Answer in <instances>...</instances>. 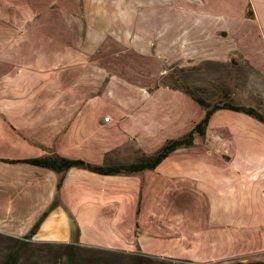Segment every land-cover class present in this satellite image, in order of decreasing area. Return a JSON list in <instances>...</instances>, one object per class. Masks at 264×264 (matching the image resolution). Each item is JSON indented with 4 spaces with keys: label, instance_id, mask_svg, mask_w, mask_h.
<instances>
[{
    "label": "crops",
    "instance_id": "0c3cea01",
    "mask_svg": "<svg viewBox=\"0 0 264 264\" xmlns=\"http://www.w3.org/2000/svg\"><path fill=\"white\" fill-rule=\"evenodd\" d=\"M9 1L14 7L0 10V216L13 228L2 234L24 237L47 211L34 242L71 243V216L82 247L175 263L179 251L192 264L264 253L248 251L264 242V125L242 113L216 111L202 143L196 138L153 170L101 176L71 168L58 189L59 174L7 162L58 155L113 165L136 152L154 154L198 121L189 96L160 84V63H197L168 60L163 49L203 38L227 42L229 29L215 25L166 42L171 25L164 19L147 37L144 24L136 27L137 10L156 8L152 15L163 17L158 9L170 0ZM245 18L261 26L250 2ZM129 55L137 63L123 60ZM225 55L208 50L202 58L243 61L264 74L236 51ZM195 147L203 152L193 158Z\"/></svg>",
    "mask_w": 264,
    "mask_h": 264
},
{
    "label": "rangeland",
    "instance_id": "374dc122",
    "mask_svg": "<svg viewBox=\"0 0 264 264\" xmlns=\"http://www.w3.org/2000/svg\"><path fill=\"white\" fill-rule=\"evenodd\" d=\"M249 2L259 16L261 26L251 23L245 18L246 6ZM169 3L170 5H165L158 9L164 12L163 17L157 16L156 14L152 15L154 11L156 12V8H139L137 10L138 18L136 27L138 25L137 22L144 24L146 36L152 38L155 34V30L162 26L163 20L166 19V23L171 25V29L167 30V36L163 39L166 40V42H169L172 37H177L179 35L190 37L192 34L193 37L197 35L200 37L199 34L203 30L210 29L215 25L229 29L231 31V36L227 42L220 41L217 43L213 40L207 41L203 38L187 46H182L180 42H175L164 48L163 50L168 60H179L183 56H186L194 60L193 62L197 64L189 62V64L176 63L165 65V63H160L162 67L160 84L180 91H182V88H188L192 90L196 96L202 97L210 104H220L229 101L234 105L251 107L264 116V74L253 70L252 67L243 61L232 59L228 62H213L206 61V59L202 58L208 55V50L212 52L216 51L219 55H224V57H226L225 53L236 51V55H243L252 65L258 67L262 66L264 68L263 37L262 35L260 37L258 36L262 34L261 29L264 31V0H196L191 2V4L186 3L184 0H170ZM0 4L2 15L8 13L10 7H14L13 4H10L9 0H0ZM11 10L15 9L11 8ZM250 11L249 15L251 14ZM195 16L198 17L197 23H199L200 26L199 28L195 26L193 30V27H189L191 21L193 23V17ZM145 19L147 24L142 23ZM186 32L189 34L185 35ZM123 60H129L132 64L137 63L136 57L130 55L128 59L123 57ZM190 114L194 121L197 119L199 121L202 118L203 110L195 102H192ZM255 121L258 125L262 124L257 120ZM226 122H228V120H226ZM196 138L198 139V143L204 141V137L195 136L194 143ZM133 149L132 147H127L130 153ZM21 152L22 153H18V155L23 156L24 154H28V156H35L27 152L24 153V151ZM201 152L203 151L199 150L197 147L189 150L193 158H196L197 154L200 155ZM135 154L136 157H132L126 161V164L135 162L142 157V155H146L141 152H136ZM4 218L5 216H0L2 223L6 222L4 224L5 226H0L3 232L8 230V227L13 228V224L9 225L10 221L8 218ZM27 233L28 232L25 234ZM66 245L65 243L34 242L31 239L25 240L23 237L17 239L6 236V234L4 235L0 232V264H4L8 260L11 262L13 261V264L193 263L191 260L188 261V259H186L191 258L190 254L186 255L184 253H179V251L174 253V257L179 258L180 262L175 263L159 258L143 257L136 253L108 252L100 249L82 247L79 244H75L73 248H66ZM248 251H256V253L259 251L264 252V242H259L257 247H251ZM194 259L196 260V258ZM225 264H264V253L258 255L255 260L251 257V260L243 261L241 258L229 262L227 261Z\"/></svg>",
    "mask_w": 264,
    "mask_h": 264
},
{
    "label": "trees",
    "instance_id": "16d2710c",
    "mask_svg": "<svg viewBox=\"0 0 264 264\" xmlns=\"http://www.w3.org/2000/svg\"><path fill=\"white\" fill-rule=\"evenodd\" d=\"M181 90L187 96H189L198 106L202 108L203 110L202 118L193 125L190 131H188L187 133H185L180 137L167 140L158 149V151H156L152 155H142V157H140L137 161L129 164H113V165H93L80 159H68L58 155H50V156L36 157V158H29L22 160H13L7 162L25 163L34 167L45 168L59 174L60 179L57 184V188L59 189L62 185L64 174L71 168L84 169L101 176H114L119 174L127 175V174L142 172L145 170H153L172 152L181 148H189L194 146L195 136L204 137L206 129L208 127V123L212 115L219 110H228L231 112L242 113L264 124V116L254 108L234 105L229 101H225L220 104L219 103L210 104L206 102L202 97L196 96V94L188 88H182ZM53 206H55V204L51 205V207ZM46 214L47 211L44 212L41 215V217L38 218V220L31 227L28 233L23 237V239L25 240L31 239V237L38 230L41 222L46 217ZM70 221L74 229L72 233L73 237H72V243L67 244L65 246L66 248H73L75 244H78V238H79L78 227L74 223L73 218L71 216H70ZM21 243L25 244L24 242ZM90 249H95V248H90ZM4 264H13V261L11 262L8 260Z\"/></svg>",
    "mask_w": 264,
    "mask_h": 264
},
{
    "label": "built area",
    "instance_id": "2783aa9c",
    "mask_svg": "<svg viewBox=\"0 0 264 264\" xmlns=\"http://www.w3.org/2000/svg\"><path fill=\"white\" fill-rule=\"evenodd\" d=\"M105 121H107V118L105 119Z\"/></svg>",
    "mask_w": 264,
    "mask_h": 264
}]
</instances>
